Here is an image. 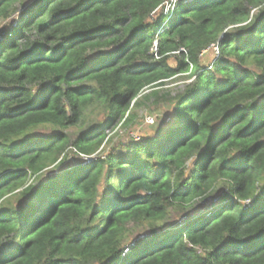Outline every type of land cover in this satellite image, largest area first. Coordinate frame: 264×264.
I'll return each instance as SVG.
<instances>
[{"label":"trees","instance_id":"1","mask_svg":"<svg viewBox=\"0 0 264 264\" xmlns=\"http://www.w3.org/2000/svg\"><path fill=\"white\" fill-rule=\"evenodd\" d=\"M0 21V264H264V0H0ZM151 101L155 132L100 155Z\"/></svg>","mask_w":264,"mask_h":264},{"label":"rangeland","instance_id":"2","mask_svg":"<svg viewBox=\"0 0 264 264\" xmlns=\"http://www.w3.org/2000/svg\"><path fill=\"white\" fill-rule=\"evenodd\" d=\"M20 10H23L21 8ZM19 14H17L18 16ZM17 16L14 17L12 21H17ZM4 25H7L6 22L0 21V29L4 28ZM1 38V34H0ZM216 56V53L212 50H209L205 55H203L200 60L203 66H206L210 64L212 58ZM169 64H171L174 68L176 67V60L175 58L169 61ZM192 80H189L187 77V74H178L175 77L169 79L166 81V85L164 86L162 92H160V96H164L165 92H169L170 95L174 96L175 94L181 92V90L184 88L185 85L189 84ZM153 101L149 103H144L143 106L136 110V119L134 123L130 126L123 127L121 124H118L115 126V128L111 129L107 133L108 139L105 140L104 144L100 148V155L106 156L107 151L111 149H116L117 147L121 146L120 144H126L133 141H138L140 138H144L145 136H151L155 132V126L157 125V121L162 117L163 110L167 108L166 103H161L160 105H153ZM90 114L93 112V110L89 111ZM98 114L88 115L86 117V122L83 123L80 127L69 131L68 133L70 135H75L80 131H83L86 127H88L91 123L99 122L100 120H103V116L100 118H95V116ZM153 120V123L150 124V120ZM156 121V122H155ZM44 131V130H42ZM109 141V142H108ZM112 151V150H111ZM69 156V155H68ZM78 156H73L70 154L71 160L77 159ZM80 157V156H79ZM83 160L85 158L80 157ZM51 171V170H48ZM246 204V203H245ZM198 204L195 205V207ZM175 217V215L171 216ZM139 233H141L139 231Z\"/></svg>","mask_w":264,"mask_h":264},{"label":"built area","instance_id":"3","mask_svg":"<svg viewBox=\"0 0 264 264\" xmlns=\"http://www.w3.org/2000/svg\"><path fill=\"white\" fill-rule=\"evenodd\" d=\"M153 48H154V51H156V44L153 46ZM212 50H213L215 53H217V48H216V46H212ZM207 52H208V50L203 51L202 55L206 54Z\"/></svg>","mask_w":264,"mask_h":264},{"label":"clouds","instance_id":"4","mask_svg":"<svg viewBox=\"0 0 264 264\" xmlns=\"http://www.w3.org/2000/svg\"><path fill=\"white\" fill-rule=\"evenodd\" d=\"M212 46H215V45H212ZM212 46H211L209 49H207V50H208V51H209V50H212ZM216 48H217V47H216ZM204 51H206V50H204ZM212 51H213V50H212ZM213 52H214V51H213ZM202 53H203V52H202ZM216 54H217V53H216ZM204 55H205V54H204ZM202 56H203V55H202ZM202 56H201V57H202ZM149 123L152 124V123H153V120L151 119ZM89 160H90V158H85V159H84L85 162H89Z\"/></svg>","mask_w":264,"mask_h":264}]
</instances>
